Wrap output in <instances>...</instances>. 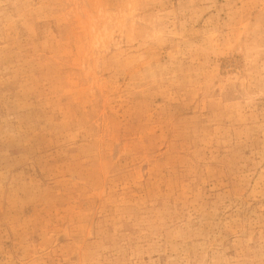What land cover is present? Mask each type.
<instances>
[{
  "label": "rangeland",
  "instance_id": "rangeland-1",
  "mask_svg": "<svg viewBox=\"0 0 264 264\" xmlns=\"http://www.w3.org/2000/svg\"><path fill=\"white\" fill-rule=\"evenodd\" d=\"M0 264H264V0H0Z\"/></svg>",
  "mask_w": 264,
  "mask_h": 264
}]
</instances>
